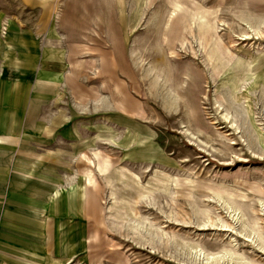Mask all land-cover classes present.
Segmentation results:
<instances>
[{"label": "rangeland", "instance_id": "374dc122", "mask_svg": "<svg viewBox=\"0 0 264 264\" xmlns=\"http://www.w3.org/2000/svg\"><path fill=\"white\" fill-rule=\"evenodd\" d=\"M22 1L0 0V11L21 27H33L39 10ZM82 1L41 4L44 23L59 24L61 41L76 45V52L61 60L58 87L48 89L49 104L37 109L41 118L30 121L36 139L39 134L45 139L55 125L51 147L57 150L41 151L34 140L38 150L15 152L17 159L73 166L62 168L58 186L65 203L64 236H79L73 264H198L179 246L185 241L203 252L228 247L264 264V252L240 234V224L224 209L237 207L241 223L257 222L264 233V0H84L93 7L89 26L80 30L70 23ZM199 11L217 27L213 33L225 46L222 64L201 38ZM154 14L159 20L151 28ZM172 36L174 47L168 43ZM133 51L144 60L139 67ZM150 60L165 68L180 97L175 115L161 109L142 79L143 64ZM22 67L0 61V98L29 99V89L8 86L11 80L22 83ZM123 104L144 112H129ZM221 114L235 122L237 132ZM15 121L18 146L25 142V121ZM229 139L237 144L229 145ZM8 142L0 138V144ZM135 217L155 227L152 248L129 240L137 237L123 226ZM218 261L211 264H223Z\"/></svg>", "mask_w": 264, "mask_h": 264}, {"label": "crops", "instance_id": "0c3cea01", "mask_svg": "<svg viewBox=\"0 0 264 264\" xmlns=\"http://www.w3.org/2000/svg\"><path fill=\"white\" fill-rule=\"evenodd\" d=\"M22 2L29 9L39 10V20L33 27H21L0 11V61L7 66L23 65L22 69L19 68L22 83L11 80L8 86L30 90L29 99L23 103H16L9 97L0 98V138L9 141L5 145L0 144V264H73L74 255L79 250L76 246L79 236H74L73 232L71 237L64 236L61 211L65 203L58 188L60 171L72 165H60L47 158L17 159L15 152L38 150V145L32 143L34 140L39 141L41 151L57 150L51 147L54 144L52 137L56 134L55 125L49 127L45 139L43 134L36 139L30 121L41 118L42 113L38 111L49 104L51 98L47 94L48 89L58 87L61 60L65 54L76 52V45L61 41L59 24L44 23L47 17L41 7L42 0ZM91 5L83 0L81 6L77 5L81 11L71 12L70 25L73 28L89 26ZM80 15L85 23H80ZM107 23L110 30L111 21ZM3 26H6L4 33L1 31ZM19 118L25 121V142L17 146L15 140L19 128L15 120ZM73 214L71 210L72 220Z\"/></svg>", "mask_w": 264, "mask_h": 264}, {"label": "bare ground", "instance_id": "6f19581e", "mask_svg": "<svg viewBox=\"0 0 264 264\" xmlns=\"http://www.w3.org/2000/svg\"><path fill=\"white\" fill-rule=\"evenodd\" d=\"M196 21H199V28L201 29V38L204 39V41L207 43V48L208 50H210V55L213 58V60L215 61V63H219L222 64V62H225V59H223V53H222V48H224L225 46L223 44H221V40L219 38V36L217 37V32L214 34L213 32L215 30H217V27L214 25L212 27L211 24L208 23V21H206L204 19L203 13L201 11H199L196 15ZM151 22L148 25V27H153L156 28V24L158 23L159 17L157 15H153L151 17ZM242 18V17H241ZM246 18V17H245ZM253 19V18H252ZM189 20H187L188 22ZM244 22L247 23L248 26L251 25V23H253V20L250 19H243ZM260 22V21H259ZM155 23V24H154ZM189 23V22H188ZM191 23H196L195 21H191ZM166 24V23H165ZM259 24V23H258ZM254 25V24H253ZM254 27V26H253ZM255 28V27H254ZM257 28V27H256ZM173 29V28H172ZM171 29V30H172ZM175 31V30H174ZM173 32V30H172ZM206 32V34L204 33ZM175 33V32H174ZM263 34V33H262ZM174 35V34H172ZM244 37V36H243ZM173 36L169 38L168 43H171V46H175V40L176 38L173 40ZM183 41L182 44L185 42V35L183 36ZM209 44V47H208ZM152 47V46H151ZM171 48V47H169ZM136 50V49H135ZM149 51V50H148ZM168 51V50H167ZM133 51L131 53V58L133 59V63L134 65H136V67H139L144 60H142L139 55L134 54ZM138 52V51H137ZM136 52V53H137ZM179 52V51H178ZM228 52V51H227ZM229 53V52H228ZM172 57H177V55H174V51L170 52ZM169 54V55H170ZM222 60V61H221ZM151 61V62H150ZM149 63L147 64H143L144 66V70L142 71V79L143 80H147L149 82V86L153 89V92L151 93L152 97L154 99H157L156 102L160 103L161 109L169 114V115H175L176 113H178L181 109V100L180 97L177 95L176 91L174 90V88L172 87V85L170 84V80L169 77L167 75V72L165 70L164 67H162L160 64H157L159 61H152L150 60ZM221 61V62H220ZM124 64V63H123ZM145 65H147V67L145 68ZM150 89V88H149ZM128 102V101H127ZM130 102V101H129ZM131 103V102H130ZM129 103V104H130ZM127 104V103H126ZM124 107L129 111L130 109H136L139 112L143 111V108L139 105L135 106V107H130L129 105H125L123 104ZM131 105V104H130ZM132 106V105H131ZM123 108V107H122ZM144 112V111H143ZM139 114V113H138ZM145 114V113H143ZM140 115V114H139ZM222 115V114H221ZM222 119L225 120V122L227 124H229L230 128L235 130L237 132V130L239 129L238 126H236V124H234L235 122L233 120H230V118L228 117L227 114H223L222 115ZM258 125H262V124H258ZM247 127V126H246ZM185 130V129H184ZM251 131V130H250ZM182 132V130H181ZM184 134L187 135L186 131H183ZM247 133V132H246ZM252 133V132H251ZM248 134V133H247ZM256 134V133H255ZM196 137V136H195ZM187 138L189 139V136H187ZM230 138V137H229ZM228 139V138H227ZM197 140V138H196ZM191 143L193 140H191ZM198 141V140H197ZM230 144L229 145H236L237 143L234 141V139H229ZM256 141V140H255ZM258 142V141H256ZM196 143V141L194 142ZM198 143V142H197ZM200 143V141H199ZM192 145V144H191ZM199 145V144H198ZM200 146V145H199ZM204 146V145H203ZM207 146V145H206ZM204 146V147H206ZM202 148V147H200ZM206 149V148H205ZM202 150V149H201ZM206 152V151H205ZM221 198V197H220ZM219 200V199H216ZM222 200V199H221ZM230 201V200H229ZM258 201H261L260 199ZM220 202V201H219ZM222 203H224L222 201ZM233 203V202H232ZM218 204V203H217ZM230 204V203H229ZM222 205V204H221ZM234 207V206H233ZM232 206L230 207L228 204H225L224 209L227 210L228 212H230L229 214L232 215L233 220L235 221V223H239L240 224V234L247 239V241L249 240L251 243L255 244L262 252H264V233L260 231V226L257 225V222L252 223H241V219H242V215L239 212L240 210L237 209V207L233 208ZM223 209V208H222ZM259 210V209H258ZM242 212V211H241ZM260 212L262 213L263 217H264V203L261 202L260 203ZM258 213V212H257ZM229 216V215H228ZM227 216V217H228ZM231 218V217H230ZM231 218V219H232ZM217 219V218H216ZM231 219L229 221H231ZM263 219V218H261ZM264 220V219H263ZM128 222V221H127ZM220 222V220H219ZM232 222V221H231ZM251 222V221H250ZM217 223V222H216ZM215 223V224H216ZM228 223V222H227ZM224 223V224H227ZM230 223V222H229ZM228 223V224H229ZM264 223V222H263ZM218 224V223H217ZM220 224V226H224ZM208 225V224H207ZM264 225V224H263ZM153 226V225H152ZM146 226L144 225L143 221L138 220V218H134L133 220L130 219L129 223L125 224V226H123V228L127 227L132 233L133 236H136L137 238L135 239H129L132 240V242H134L136 245L142 243L141 241H143V243L147 244V245H151V240L152 238H154V226ZM204 226V225H203ZM210 226V225H209ZM212 226V224H211ZM219 225H217L218 227ZM226 226V225H225ZM235 226V225H234ZM237 226V225H236ZM122 228V227H121ZM228 228V227H227ZM230 228V227H229ZM260 228V229H259ZM143 230L145 232V234L142 236L139 231ZM237 232V231H236ZM147 236V237H146ZM128 237V236H127ZM141 238V239H140ZM143 238V239H142ZM128 240V241H129ZM181 241V240H180ZM178 242V241H177ZM175 243V242H174ZM173 243V244H174ZM233 243V242H232ZM181 249L186 253V255L188 256V258L190 260H193L195 262H197L198 264H211L214 259H218L219 261H221V263L223 264H263L261 262H251L249 261V258L247 259V257H244L241 253L238 252H233L230 249L227 248H222L220 251L216 252V253H212V252H203L201 249H199V246L195 245L194 243H188V242H183V243H179ZM153 245V244H152ZM151 245V248H152ZM176 245V244H174ZM236 247V246H235ZM154 249V248H153ZM180 249V248H179ZM184 254V253H183ZM253 260V259H252ZM218 261V263H219Z\"/></svg>", "mask_w": 264, "mask_h": 264}]
</instances>
